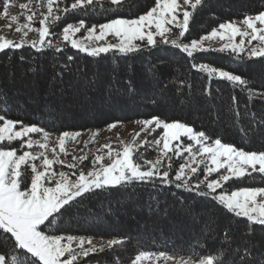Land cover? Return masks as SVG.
Returning <instances> with one entry per match:
<instances>
[{
  "label": "trees",
  "instance_id": "obj_1",
  "mask_svg": "<svg viewBox=\"0 0 264 264\" xmlns=\"http://www.w3.org/2000/svg\"><path fill=\"white\" fill-rule=\"evenodd\" d=\"M71 2L59 4L70 6ZM122 5L117 9L109 7V0H98L95 8L61 13L50 31L60 33L66 23L77 24L80 19L90 26L114 15L137 18L155 6V0H124ZM202 5L190 17L181 43L199 39L222 22L255 15L264 9V0H202ZM51 39L63 47L62 53L52 48L38 52L29 44L7 54L0 52V114L41 126L50 134L99 131L114 122L156 116L166 122H184L245 151H264V123L260 128L253 123L254 117L257 123L264 117V96L260 95L264 93V64L259 59L245 56L241 61L229 51L213 50L196 52L190 58L171 43L128 57L108 53L93 58L66 42L58 43L57 36ZM68 55L74 60L68 61ZM193 63L239 74L248 80V86L241 91L218 76L208 77L193 68ZM79 90L82 94L75 97ZM4 144L14 147L19 142ZM144 158L154 160L156 154L149 151ZM172 165L174 173L179 163L174 160ZM229 184L231 188L225 185L228 193L264 188V174L252 172ZM171 192L168 186L154 189L145 184L98 190L48 231L122 240L90 255L86 258L89 264H131L140 252H164L181 258L213 255L215 264H232L237 251L242 253L245 248L256 258L255 264H264V226L227 212L210 197L174 187ZM4 244L0 236V247Z\"/></svg>",
  "mask_w": 264,
  "mask_h": 264
},
{
  "label": "snow or ice",
  "instance_id": "obj_2",
  "mask_svg": "<svg viewBox=\"0 0 264 264\" xmlns=\"http://www.w3.org/2000/svg\"><path fill=\"white\" fill-rule=\"evenodd\" d=\"M204 2L206 3V0ZM97 3L98 0H72L70 6L65 4L61 7L59 3H54V0H47V14L41 13L43 18L39 20L38 29L33 27L37 13L32 11L26 15L28 22L17 26L15 31H23L24 38L28 37L29 32L37 31L39 39H33L29 47L38 52L42 48H52L55 53H62L63 47L54 44L51 39L52 36L59 38L62 35L63 41L70 44L73 50L93 58H99L102 54L106 56L108 53L128 57L142 53L146 48L171 43L190 58L196 52L229 51L241 61L247 56L249 59L257 58L264 64V9L255 15H246L239 21L222 22L210 33L193 39L190 43H181L180 40L189 30L190 17L197 6H203L202 0H183L182 3L177 0H155V6L137 18L114 15L106 22L92 23L90 26L84 19H80L77 24L66 23L60 33L50 31L61 13L95 8ZM8 4L9 0H3L0 6V14L5 19L9 17ZM113 6L119 9L123 5L121 0H109V7ZM19 7L24 12L29 9V4H20ZM17 19V16L12 15L6 27L11 28ZM168 25L172 27H167ZM173 28L179 31L174 34V39H169L166 34H172ZM82 29L86 35L82 39H75ZM109 36L116 42L109 41ZM157 36L160 37L159 41ZM237 37H240L238 43ZM217 38L224 41L218 49L212 48L211 45L208 48L204 46L205 41ZM138 41L140 43H137ZM253 41L258 43L253 44ZM25 43V39L16 42L0 36V52L7 54L9 50L22 49ZM21 59L23 60V56ZM67 60L73 61L74 56L68 55ZM192 67L206 72L208 77L218 76L221 80L230 82L233 87L239 86L241 91L248 86V80L239 74L209 67L205 63H193ZM260 95L264 96V93ZM232 100L235 102L236 97L233 96ZM260 121L261 123H257L255 117L253 119L257 128L264 123V117H261ZM0 122V144L4 141H19L18 146L3 144V147H0V236H3L5 241L4 246L0 247V264H89L86 258L98 251L92 237L60 234L59 231L51 232L48 229L54 223L62 222L84 198L97 194L98 190L109 191L126 185L145 184L154 189L158 185L168 186L170 192L174 187L201 197H210L227 212L264 226V188L237 189L232 190L230 194L225 189V185L231 188L230 181L243 178L246 174L251 175L248 169L264 174V151H245L222 142L220 138L212 139L205 131H196L184 122H166L154 116L136 123L141 124V132L149 136L158 129L162 130L161 135L151 141L142 140L139 144L134 138L132 143L123 145L122 150L104 145L110 162L105 164V154H99L91 161V169H87V165L80 167L88 159L86 155L73 156L71 162L60 159V154L68 155L65 149L66 141L75 140L80 136L79 132L63 131L57 141L59 153L53 148V158L50 159L46 151H31L34 145H38L39 149H48V131L41 126L26 125L20 120L14 121L3 114H0ZM117 123L108 125L109 129L115 128ZM17 125L19 130H14ZM30 134H42L43 142L33 140ZM136 136L139 137L140 133H136ZM26 137L28 139H25ZM181 137H186L191 143ZM145 144L149 147L155 145L159 155L155 160H150L144 158L143 152H139L134 160V155ZM169 153L176 157L187 153L189 162L181 163L173 173L172 156H169ZM197 155L204 159L197 161ZM165 157L168 163L166 170L161 171ZM141 160L143 164L140 163ZM36 161H40L39 166ZM193 164L195 166H192ZM201 164H204L202 171ZM54 165H62L70 171L57 172L53 168ZM222 169L224 171H221ZM218 189L225 190L218 193ZM171 194L175 196L176 192ZM261 231H264V227ZM121 243L122 240L116 238L107 241L109 247ZM152 257L164 261L174 259L164 252H140L132 264H141V261ZM255 259L251 251L245 248L242 253L237 251L232 264H237V261L239 264H255ZM178 264L187 262L182 260ZM198 264H215V257L204 255Z\"/></svg>",
  "mask_w": 264,
  "mask_h": 264
},
{
  "label": "rangeland",
  "instance_id": "obj_3",
  "mask_svg": "<svg viewBox=\"0 0 264 264\" xmlns=\"http://www.w3.org/2000/svg\"><path fill=\"white\" fill-rule=\"evenodd\" d=\"M61 1H63V0H54V3H60ZM122 1H124V0H121V2ZM177 2L182 3L183 0H177ZM193 2H194V0H193ZM20 4H29V9L22 12L20 7H19ZM8 7H9L8 19L3 18L2 14H0V36H4L5 38L12 39L16 42H20L21 39H25L26 40L25 44H29V45L33 39L38 40L39 36H38L37 31L29 32L28 37L24 38L23 37V31L21 33H17L15 31V28L17 26H22L23 24L27 23L28 21L26 19V15L28 14V12L34 11L37 13V15L34 19L33 27L35 29H38L40 27L39 20L43 18L41 13H43L45 15L47 14V0H9ZM190 11H192V10H190ZM54 12H55V8H54ZM12 15L17 16L18 19L16 22L12 23L11 28H7L6 25L9 23L10 17ZM181 19H182V17H181ZM167 27H172V26L168 25ZM241 28L243 30L242 25H241ZM174 29L175 28H173L172 34H166V35H169V39L175 38V35H174L175 30ZM24 31H26V29ZM84 35H86V33H84V30L82 29L81 32L77 33L74 38L75 39H82V37ZM107 39L111 42H116L114 40V38L111 36H109ZM156 39H157V41H159L160 37L157 36ZM46 40H47V38H46ZM239 40H240V37H237L236 42L238 43ZM63 42L64 41H63L62 35H61L59 37L58 43H63ZM84 42L87 43V41H84ZM100 43H103V42H100ZM137 43H140V42L138 41ZM223 43H224V41H219V39L217 38L213 41H205L204 46L206 48H208L211 45L212 48L218 49ZM257 43L258 42L253 41V44H257ZM245 44L247 46V39H245ZM79 94H82L81 90L74 92L75 97L76 96L78 97ZM87 117L88 116H86V119H87ZM89 118L90 117H88V119ZM141 128H142V125L139 123H136V121H134V122H130V123H118V124H116V127L112 128V129H109V127H106V128L99 130V131H93V130L80 131L79 132L80 136H78L75 140H67L66 141L65 149H66V152L68 153V155L65 156L64 154H60V159L71 162L73 156L79 157L81 155H86L88 157V159L85 160L83 162V164L80 165V167L83 168L85 165H87V169H91V161L94 159V157L96 155L105 154L104 163L107 164L110 162L106 156L107 149L103 148L104 145H111L113 149L122 150L123 145L132 143L134 138L136 140V143L139 144V142L142 140L147 139L148 141H151L154 137H158L159 135L162 134V132H161V134L159 132L161 129H158L156 133H153L151 136H149V135H147V133L141 132ZM14 130H19V128L17 127ZM138 132L140 133L139 137L136 136V133H138ZM59 135L60 134H50L49 139H48V149L47 150L39 149L38 145H34V147L31 151H33V152L46 151V154L48 155V157L50 159L53 158V153H52L53 148H55L56 152L59 153V145L57 142ZM30 137L33 140H39L40 142H43L42 134H30ZM25 139H28V138L26 137ZM181 139L186 141L187 143H191L190 141H187L186 137H181ZM4 142L7 143L8 141H4ZM4 142L2 144H0V147L3 146ZM12 142H15V141H12ZM12 142H10V143H12ZM17 142H19V141H17ZM26 150H28V149H26ZM98 150H101V151H98ZM149 151H154L156 156L159 155V151L157 150L155 145H152L151 147H149L147 144H145V146L143 148H140L139 151L134 155L133 159L135 160V157H137L139 155V152H143L144 156H145L147 154V152H149ZM194 151H195V148H194ZM169 156H172V164H173L174 160L177 161L179 163V165L181 163L189 162V158H188L187 153H184L180 157L173 156L172 153H169ZM197 157H198L197 161L204 159L203 157H200L199 155H197ZM142 162H143V160L140 163H142ZM207 162L208 161L205 159V163H207ZM36 163L38 166L40 165V161H36ZM167 163H168V159H167V157H165L164 161H163V166L161 167V171L166 170ZM192 166H195V164H193ZM258 167L259 166L257 165V168ZM53 168L57 172L60 170H63L66 172L70 171L69 169H67L66 167H64L62 165H54ZM203 168H204V164H201L200 170ZM221 171H224V169H222ZM248 172L252 173L253 171L251 169H248ZM257 172H259V171H257ZM213 175L215 176L218 174H213ZM245 176H247V174ZM218 190H220V189H218ZM228 194H230V193H228ZM107 241L108 240H100V239H94L93 238V243L96 245V247L98 249L97 252L109 248ZM97 252L92 253L91 255L96 254ZM172 257H174V259L169 260V261H164L163 259H157L156 257H152L149 260L141 261V264H178V262H180L182 260L186 261L187 264H198V261L201 259L199 257H196V258H181V257H175V256H172Z\"/></svg>",
  "mask_w": 264,
  "mask_h": 264
}]
</instances>
